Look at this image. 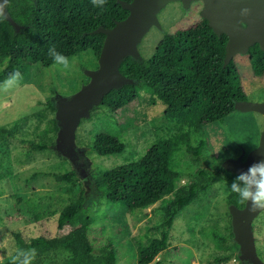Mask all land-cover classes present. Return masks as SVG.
<instances>
[{"label":"rangeland","instance_id":"1","mask_svg":"<svg viewBox=\"0 0 264 264\" xmlns=\"http://www.w3.org/2000/svg\"><path fill=\"white\" fill-rule=\"evenodd\" d=\"M202 8V0H193L187 8L180 1L168 2L157 13L160 28L151 26L137 43L138 57L147 61L165 33L196 24L202 18ZM98 56L91 50L73 56L75 66L71 71L54 64L49 67L34 64L16 87L0 92V125L10 126L14 122L18 125V133L9 138L7 145L0 141V173L4 174L0 179V248L15 249L11 235L15 230L26 240L40 234L53 236L60 209L77 200L81 193L84 208L93 218L88 237L95 254L110 243L116 253L115 264H137V242L146 244L153 235H158L156 226L167 196L148 207L131 209L124 202H107L100 197L92 175L98 169L137 160L167 134L172 123L164 117V103L160 99L140 85L133 111L116 115L122 119L121 124L114 121V116L110 117L107 108L93 106L76 128L71 153L59 143L61 124L56 119L59 101L90 81L88 72L99 67ZM234 60L245 99L264 100V75L253 73L246 54L237 53ZM128 124L132 125L128 129L120 127ZM262 128L263 117L255 111L236 110L223 121L206 124L209 144L201 161L194 160L184 148L175 155L174 165L181 173L175 187L192 179L198 167L219 169L228 158L244 160L254 148L252 143L258 142ZM99 132L116 135L125 149L98 155L90 146ZM42 141L48 143V149L27 153L31 142ZM69 170L76 175L71 182L57 181L53 176ZM228 192L225 181H218L181 210L169 232L170 245L156 260L160 259L161 264H264V209L247 225L254 250L252 256H243L232 231ZM214 233L224 237L223 248L216 247ZM69 256L67 252L51 253L42 264H60ZM222 256H227L226 260H215Z\"/></svg>","mask_w":264,"mask_h":264},{"label":"trees","instance_id":"2","mask_svg":"<svg viewBox=\"0 0 264 264\" xmlns=\"http://www.w3.org/2000/svg\"><path fill=\"white\" fill-rule=\"evenodd\" d=\"M119 1L107 0L101 10L91 0H8L7 11L17 26L0 14V82L14 70L18 69L24 79L30 66L54 64L48 55V49L53 46L69 57L87 50L98 56L104 34L93 30L99 25L110 27L127 16L129 11ZM226 42V34H216L203 17L187 28L167 32L147 61L131 55L124 57L119 70L132 82L111 89L93 107L107 108L110 117L114 116V121L121 124L122 119L116 115L133 111L139 97L138 88L143 85L164 103L163 115L172 123V128L167 127V134L137 160L98 169L92 175L100 197L107 202H124L131 209L148 207L167 196L156 226L158 235H153L146 244L137 242V264H161L156 257L170 245L169 232L177 214L214 183L224 180L230 186L238 175L223 167L201 166L186 184L175 187L181 175L174 165L176 153L184 148L194 160L201 161L203 150L209 144L205 125L223 121L236 111V102L246 100L234 57L224 64ZM246 55L253 73L264 75V50L258 43L251 45ZM131 126L120 125L123 129ZM17 133L16 122L0 125V141L6 145ZM90 147L98 155H107L123 151L125 144L112 133L99 132ZM46 149L45 141L31 142L27 153ZM3 176L0 173V179ZM53 176L57 181L71 182L76 175L69 170ZM226 200L239 208L245 205L234 193L228 192ZM84 204L81 193L77 200L60 209L53 236L40 234L26 240L19 230L12 231L14 247L35 248L34 264H42L51 253L64 252L70 256L60 264H115L116 253L110 243L95 254L88 237L93 218L87 214ZM221 240L224 237L214 233L217 248H223ZM226 258L215 260L222 262Z\"/></svg>","mask_w":264,"mask_h":264},{"label":"water","instance_id":"3","mask_svg":"<svg viewBox=\"0 0 264 264\" xmlns=\"http://www.w3.org/2000/svg\"><path fill=\"white\" fill-rule=\"evenodd\" d=\"M170 1H180L187 8L193 0H120L122 7L129 12L123 19L116 20L110 27L99 25L93 32L104 34L102 47L98 56L99 67L89 71L90 81L69 98H62L56 110V119L61 124L59 132L60 145L71 153L75 131L81 120L89 116L90 108L99 105L105 94L113 88L132 82L124 76L119 66L125 56L138 58L136 45L151 26L160 28L157 13ZM0 0L2 14L11 24L16 25L9 15L6 3ZM201 16L216 34L227 36L224 64L237 53L246 54L251 45L258 43L264 50V0H202ZM248 8L247 15H241V9ZM17 26V25H16ZM236 110L255 111L263 117V128L259 135V148L248 151L246 158H228L222 167L234 173L246 171L253 163L264 160V100L254 102L241 100L235 103ZM250 204L239 208L229 205L232 215V231L240 244L243 256L253 255V244L247 225L258 213L249 211Z\"/></svg>","mask_w":264,"mask_h":264},{"label":"clouds","instance_id":"4","mask_svg":"<svg viewBox=\"0 0 264 264\" xmlns=\"http://www.w3.org/2000/svg\"><path fill=\"white\" fill-rule=\"evenodd\" d=\"M93 6L104 10L107 0H91ZM248 8L241 9V15H247ZM2 14V8H0ZM48 55L52 58L54 65L61 70L71 71L75 66V58L69 57L56 48L50 47ZM23 75L17 69L8 74L6 79L0 82V92L16 87L22 81ZM260 142H253L255 148H259ZM219 163V161H217ZM226 183V182H225ZM230 193H234L241 204H250L249 211L264 209V160L257 161L249 166L246 171L239 173L230 186H227ZM0 253V264H34L37 257L35 248L16 247L9 251L7 248Z\"/></svg>","mask_w":264,"mask_h":264}]
</instances>
